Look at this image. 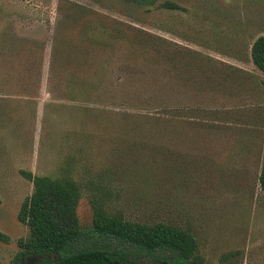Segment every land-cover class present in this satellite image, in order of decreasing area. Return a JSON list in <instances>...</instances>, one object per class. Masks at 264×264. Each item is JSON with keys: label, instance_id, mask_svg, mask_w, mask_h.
<instances>
[{"label": "rangeland", "instance_id": "1", "mask_svg": "<svg viewBox=\"0 0 264 264\" xmlns=\"http://www.w3.org/2000/svg\"><path fill=\"white\" fill-rule=\"evenodd\" d=\"M263 35L264 0H0V264L29 236L24 173L77 182L83 230L100 208L264 264Z\"/></svg>", "mask_w": 264, "mask_h": 264}, {"label": "trees", "instance_id": "2", "mask_svg": "<svg viewBox=\"0 0 264 264\" xmlns=\"http://www.w3.org/2000/svg\"><path fill=\"white\" fill-rule=\"evenodd\" d=\"M151 5L155 0H128ZM253 64L264 73V35L251 48ZM34 184L33 194L25 200L19 220L29 236L19 242L22 257L36 255L39 264H202L196 237L188 228L164 222L153 224L129 221L108 215L98 208L94 224L83 230L77 216L80 185L69 179H52L24 173ZM264 193V163L259 176Z\"/></svg>", "mask_w": 264, "mask_h": 264}]
</instances>
